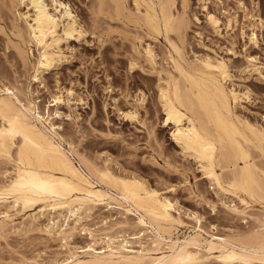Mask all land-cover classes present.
Returning <instances> with one entry per match:
<instances>
[{
    "label": "bare ground",
    "instance_id": "bare-ground-1",
    "mask_svg": "<svg viewBox=\"0 0 264 264\" xmlns=\"http://www.w3.org/2000/svg\"><path fill=\"white\" fill-rule=\"evenodd\" d=\"M9 1L12 7L22 5L25 8L23 12L14 11L16 16L10 25V32L16 39L10 40L15 55L24 67L31 65L34 72L31 81L42 84L43 73L65 58L62 42L71 37H83L85 30L63 0ZM97 1L101 10L112 9V16L127 19L149 38L163 37L167 41L170 49H163L167 56L162 53L171 64L169 68L157 65V54L150 43L144 44L142 51L132 43L128 72L144 70L146 64L148 72L157 76L156 101L163 112L164 125H171L170 136L182 155L198 165L216 192L236 198L240 204L226 208L244 216L250 208L249 203L259 201L262 203L259 211L264 216V128L235 110L240 101L249 96V89L240 90L229 84L231 74L225 59L204 54L189 61L185 56L189 0H129L133 3L130 4L132 8L127 5V0ZM97 7L99 10L100 6ZM104 15L110 17L103 14V18ZM205 19L213 29L220 22L214 11H206ZM17 20H23L24 26ZM231 20L227 19V25ZM134 30L138 29L135 27ZM251 37L254 39V32ZM105 50L101 51L103 63L108 61ZM247 58L249 62L254 59L252 56ZM249 65L244 68L251 67ZM29 86L22 93L21 89L0 81V159L10 165L5 170L6 179L0 183V231L13 223L18 214L25 216L23 219L31 225L40 217L46 218L41 230L61 236L67 250L63 259L50 264H197L204 258L199 251L202 246L208 254L216 252L213 257L221 264H264V217H256L257 229L244 237L241 234L237 237L211 234L209 239L203 236L205 231L200 224L181 238L174 235V230L186 223L173 212L172 201L138 176L115 174L107 165L95 166L70 143L65 149V139L51 121L54 113L51 117L48 109L39 110ZM18 91L24 95L23 99L18 96ZM138 93L136 99L143 104L146 94L142 89ZM51 101V105L62 102L60 95L53 96ZM122 114L135 119L139 113L133 107ZM99 205L119 206L125 212L137 214L139 233L149 231L153 243L162 244V247L135 248L130 245L131 241L115 233H105L106 240L100 248L94 247L96 238L92 244L69 246L67 240L76 230V224ZM196 217L195 221L200 223ZM121 223L122 228L126 223L130 224ZM88 234H91L90 230Z\"/></svg>",
    "mask_w": 264,
    "mask_h": 264
},
{
    "label": "rangeland",
    "instance_id": "rangeland-1",
    "mask_svg": "<svg viewBox=\"0 0 264 264\" xmlns=\"http://www.w3.org/2000/svg\"><path fill=\"white\" fill-rule=\"evenodd\" d=\"M63 1L68 3L85 33L78 39L71 37L62 42L65 58L56 67L44 72V81L39 84L31 81L34 73L31 65L24 67L21 64L10 42L12 39L16 41L10 32L11 21L16 16L14 11L23 12L25 8L22 5L12 7L9 0H0V81L21 89L22 93L30 85L31 97L37 100L39 110L48 109L51 117L54 113L51 121L65 139V149L70 143L77 153L93 165H107L115 174L138 176L167 196L174 204L173 212L186 223L174 230V235H188L198 224L205 231L203 236L209 239L211 234L224 237L241 234L244 237L257 229L255 218L264 217L259 211L262 203L251 201L244 216L230 212L226 206L240 205L238 200L216 192L201 174L198 165L182 155L170 136L171 125H164V115L156 101L157 76L149 73L143 62L144 70H127L128 57L133 53L132 43H136L138 50L142 51V46L147 42L155 49L157 65L169 68L171 64L164 59L167 56L164 50L170 49L167 41L163 37L158 40L149 38L127 19L112 16V9L107 12L101 10L97 0ZM130 4H133L132 1L127 0V5L132 8ZM176 5L180 9V4L176 2ZM188 5L185 56L189 61L204 54L225 59L231 74L229 84L240 90L249 89V96L243 98L235 110L264 128V0H189ZM97 6H100L101 13ZM206 11H214L218 15L220 22L216 29L206 22ZM102 13L110 17L104 15L103 18ZM227 19H232L229 25ZM16 22L24 26L23 20ZM135 27L139 31L134 30ZM252 32L254 39H250ZM105 48L108 61L103 63L102 52ZM248 56L254 59L249 62ZM29 59L33 61L31 57ZM247 65L251 67L245 69ZM44 83L45 87H42ZM140 89L146 94L143 104L136 99ZM22 93H17L21 99L24 98ZM59 95L62 102L51 105L53 96ZM133 107L139 113L137 118L124 117L122 111ZM74 159L77 161L75 155ZM9 167L0 159V183L6 179L5 170ZM112 194L115 195L114 192ZM195 215L200 223L195 221ZM89 216L76 224V230L67 240L69 246L92 244L96 238L94 247L100 248L106 240L105 233H115L131 241L130 245L135 248L145 246L151 250L162 247V244L153 243L154 238L149 231L139 233L137 214L125 212L119 206L99 205ZM24 217L22 214L16 215L13 223L10 222L0 231V264H50L63 259L67 251L64 239L41 230V224L47 222L46 218L40 217L37 223L31 225ZM122 221L130 224L126 223L122 228ZM69 224L72 225V221ZM89 230L92 235L88 234ZM139 237L140 244L137 242ZM199 251L204 258L197 264H221L213 257L216 252L208 254L203 246Z\"/></svg>",
    "mask_w": 264,
    "mask_h": 264
}]
</instances>
